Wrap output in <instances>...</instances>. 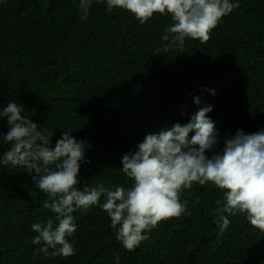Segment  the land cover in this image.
Masks as SVG:
<instances>
[{
  "label": "trees",
  "instance_id": "trees-1",
  "mask_svg": "<svg viewBox=\"0 0 264 264\" xmlns=\"http://www.w3.org/2000/svg\"><path fill=\"white\" fill-rule=\"evenodd\" d=\"M231 2L239 7L206 43L186 38L183 48L156 53L169 15L141 24L126 10L108 11L106 0H93L82 20L79 0H0V111L9 101L23 105L22 115L53 133L50 146L64 131L88 141L91 163H81V189L131 186L122 155L146 133L187 123L203 106H212L207 115L218 130L206 155L219 153L238 129H264V0ZM8 130L0 118V159ZM34 174L0 165V264H264V232L243 214L229 216L220 234L215 221L227 215L218 211L223 192L210 183L184 191L191 214L159 222L132 251L97 205L73 213L74 255L45 256L32 243L38 233L31 225L54 214L42 206L48 196Z\"/></svg>",
  "mask_w": 264,
  "mask_h": 264
},
{
  "label": "clouds",
  "instance_id": "clouds-1",
  "mask_svg": "<svg viewBox=\"0 0 264 264\" xmlns=\"http://www.w3.org/2000/svg\"><path fill=\"white\" fill-rule=\"evenodd\" d=\"M92 2L79 0L82 20L88 18ZM106 6L108 11L114 7L126 10L141 24L154 14L169 15L172 23L165 27L156 53L183 48L186 38L206 43L220 20L239 7L231 0H106ZM194 103L201 101L197 97ZM24 110L23 105L9 101L0 111V118H6L9 125L3 135L9 147L0 165L35 173L32 180L48 196L42 206L54 218L31 225L38 233L32 243L41 245L38 251L45 256L74 255V242L68 239L77 229L73 213L97 205L110 218L116 239L132 251L149 239L145 233L159 222L191 214L189 202L181 194L194 183H210L223 192V206L218 211L227 215L221 214L215 221L220 234L231 223L228 217L237 214L264 232V129L247 134L238 129L224 140L221 152L209 157L206 150L218 143V130L207 115L212 106H203L187 123L175 122L146 133L135 150L122 155L121 171L132 180L131 186L81 189L80 167L91 163L85 157L91 145L64 131L54 147L50 146L53 133L22 115ZM195 202H200L198 197Z\"/></svg>",
  "mask_w": 264,
  "mask_h": 264
}]
</instances>
